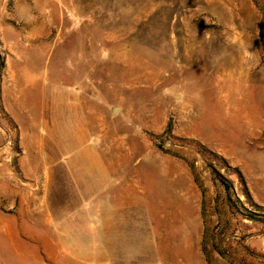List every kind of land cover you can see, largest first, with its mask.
Returning a JSON list of instances; mask_svg holds the SVG:
<instances>
[{"label": "rangeland", "instance_id": "1", "mask_svg": "<svg viewBox=\"0 0 264 264\" xmlns=\"http://www.w3.org/2000/svg\"><path fill=\"white\" fill-rule=\"evenodd\" d=\"M261 31L264 0H0V209L68 105L130 207L59 239L5 218L0 264H264Z\"/></svg>", "mask_w": 264, "mask_h": 264}, {"label": "crops", "instance_id": "2", "mask_svg": "<svg viewBox=\"0 0 264 264\" xmlns=\"http://www.w3.org/2000/svg\"><path fill=\"white\" fill-rule=\"evenodd\" d=\"M62 98L65 102V95ZM40 124L47 134L39 141V152L31 159L32 172H26L23 166L31 191L27 190L24 201L18 204V195L11 190L4 208L0 209V221L9 219V235L15 236L22 229L19 225L22 212L26 213V222H32L33 237L38 226L57 227L52 233L57 239L64 237V231L59 228L69 221L100 219L118 223L129 219L130 207L114 201V188L119 184L115 183L104 159L90 146L86 123L76 106L51 111L49 118ZM54 130L73 133L69 143L52 141L50 134Z\"/></svg>", "mask_w": 264, "mask_h": 264}, {"label": "trees", "instance_id": "3", "mask_svg": "<svg viewBox=\"0 0 264 264\" xmlns=\"http://www.w3.org/2000/svg\"><path fill=\"white\" fill-rule=\"evenodd\" d=\"M261 38H264V37H262V31H261ZM252 215V214H251ZM252 216H254V215H252Z\"/></svg>", "mask_w": 264, "mask_h": 264}]
</instances>
